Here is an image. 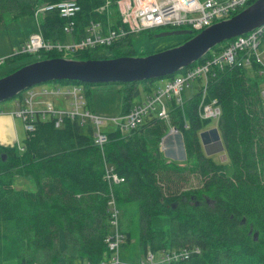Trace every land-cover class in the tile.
I'll return each mask as SVG.
<instances>
[{"label": "trees", "instance_id": "trees-1", "mask_svg": "<svg viewBox=\"0 0 264 264\" xmlns=\"http://www.w3.org/2000/svg\"><path fill=\"white\" fill-rule=\"evenodd\" d=\"M60 1L0 0V23L7 16L33 15L38 6ZM74 1L80 11L72 34L64 31V18L48 11L40 21L45 40H77L86 33L90 20L102 21L110 28L120 24L117 0ZM105 4L107 8L100 10ZM135 34L106 45L112 55L104 58L132 55ZM224 44L186 68L218 52ZM93 49L77 50L71 58L101 59L92 56ZM37 54L43 55L39 59L68 56L57 50ZM24 56L13 54L5 61L15 62ZM23 65L12 66L4 75ZM243 69L214 67L208 82V93L217 98L221 108L217 125L224 156L231 165L230 175L223 162L205 155L202 149L198 132L209 120L196 116V92L187 106L174 111L180 120L178 134L185 164L161 154L159 143L168 124L156 117H146L130 131L105 130L107 141L100 147L94 143L92 127L79 125L77 119L63 117L56 126L52 114L45 119L36 116L34 129L26 130L21 149L0 145V264L110 263L114 252L106 237L112 233L111 194L119 209L136 203L139 246L144 254L159 255L154 264H163L158 261L162 254L173 250H187L189 256L170 264H264V99L260 75L255 71L254 77H249ZM61 81L82 84L87 103L90 86L101 85ZM151 81L124 83L121 114L132 107L139 92L136 84ZM182 116L188 128H184ZM105 164L112 165L124 181L110 187L104 179ZM17 175L32 178L35 190L14 188ZM119 224L126 241L130 240L125 222Z\"/></svg>", "mask_w": 264, "mask_h": 264}, {"label": "built area", "instance_id": "built-area-1", "mask_svg": "<svg viewBox=\"0 0 264 264\" xmlns=\"http://www.w3.org/2000/svg\"><path fill=\"white\" fill-rule=\"evenodd\" d=\"M252 0H117L116 11L120 24L110 28L99 20H90L85 26L86 33L77 40H69L67 42L45 40L40 29L38 17L40 14L48 11H56L58 15L65 19L64 31L72 34L75 24V17L80 11L79 4L74 0H63L57 3H50L38 7L34 11V17L38 25V32L33 33L31 37L23 44L20 49L15 50V55L37 53L41 50L50 51L57 50L63 53H74L84 48H96L98 46H106L117 40L118 38L129 33H140L145 30L156 28H183L191 31H200L213 23L231 17L237 11L247 7ZM107 4L100 7L105 10ZM114 21V20H113ZM264 34V23L253 30L235 36L225 41L223 47L211 56L205 58L202 62L194 64L191 67L184 68L178 73L166 77L164 86H156L151 93L136 101L132 107L121 116L118 121L116 117L103 116L88 108L87 99L85 97L84 86L73 83L71 88L61 90L54 88L52 91L44 89L41 95L54 93L57 95H72L74 102L68 110H54L51 103H47L45 108H38L33 102L36 95L33 91L25 98L24 104H19L17 111L13 112L15 116L19 115L24 122L25 129L32 131L34 129L32 121L36 116L41 119L47 117V113H51L55 119V125L59 126L63 117L77 119L81 126H91L93 129L94 143L102 147L107 141V134L101 128L103 124L118 126L120 131L133 130L144 122L148 116L156 117L168 124L166 134H174L179 131L178 118L174 117V111L183 109L192 99L193 93L196 92L197 113L196 116L202 120H214L215 126L218 128V119L221 114V108L215 97H210L208 93V82L214 75L213 68L223 69L225 67L248 66L254 75V72L260 75L261 88L260 95L264 99V51L259 52L260 38ZM7 57H0V65ZM195 63V62H194ZM193 64V63H192ZM195 88L191 94H185L186 90ZM38 103L44 104L43 101ZM46 109V110H45ZM184 128L189 125L182 116ZM104 179L110 187L113 184L123 182L124 177L117 174L114 167L105 164ZM116 199L111 194L109 200L108 211L111 214L110 223L112 225V233L106 237L109 250L114 252L111 262L104 264H116L119 262L118 249L124 241V234L121 233L119 227L120 209L116 204ZM189 256L187 250H173L162 254L158 260L163 264ZM153 253L147 251L145 259L138 264H154L156 262Z\"/></svg>", "mask_w": 264, "mask_h": 264}, {"label": "rangeland", "instance_id": "rangeland-1", "mask_svg": "<svg viewBox=\"0 0 264 264\" xmlns=\"http://www.w3.org/2000/svg\"><path fill=\"white\" fill-rule=\"evenodd\" d=\"M235 14V13H234ZM43 14L39 15V20L41 21ZM171 28H156L145 30L141 33H136L133 36L132 47L134 52L131 56H144L166 49H170L176 45L184 42V38L189 34H171L165 36L155 37L154 34L167 31ZM174 29V28H173ZM183 29H186L183 27ZM34 32H38L37 22L34 16L28 15L23 16L18 19H12L10 16L5 18V21L0 23V57H11L15 53L16 49H20L23 44L27 41L29 37L33 35ZM32 34V35H31ZM151 34L153 36H151ZM196 34V33H194ZM193 34V35H194ZM31 35V36H30ZM92 56L95 58L104 59V57H110L112 55L111 51L108 50L106 46H98L92 50ZM258 51H264V34L260 38V45L258 46ZM68 56L66 58H71L73 55L71 52L66 53ZM43 57L42 54H31L16 59L15 62L8 63L4 61L0 65V77L4 76V73L11 69L12 66L30 63L39 60ZM244 72L249 77H254L252 70L248 67H244ZM166 77L156 78L151 82L144 83L138 82V94L133 98L132 103L142 99L145 94L151 93L156 86H164ZM78 84V83H77ZM72 82H62V81H47L38 84H34L29 89L22 91L21 95H17L13 98L4 100L0 102V115L7 114L10 115L17 111L19 104L25 102V98L29 96V93L33 91L36 95L33 97V102L38 108H45L47 103H51L54 110H68L72 107V102H74V97L72 95H57L54 93H49L47 95H41L40 92L44 89L52 91L54 88H59L62 91L66 88H71ZM83 86L82 84H78ZM124 83H106L101 85L90 86V98L88 99V108L95 113L103 116L116 117L118 121L121 120L122 113V96L124 92ZM195 88L186 90L185 94H191L195 91ZM43 101L44 104L38 103ZM46 110V109H45ZM50 113H47L49 115ZM16 121L19 123V129L23 132L24 137L26 135V129L23 121L19 115L15 116ZM215 126V121L210 120L208 124L203 129H210ZM86 127V126H85ZM103 130H108L109 128H117V125L111 127L110 124H103L101 126ZM87 128L84 130L86 131ZM22 144V143H19ZM17 150H19L18 144L14 145ZM159 150L161 154L167 159L172 160L180 164H185L187 161L183 153V146L178 133L165 134L161 142L159 143ZM214 160L218 162H223L225 165V170L227 175L231 174V165L228 159L224 156V152L216 153L211 155ZM14 188H23L29 191L35 190L36 183L32 178L15 176L13 178ZM120 221L121 226L125 222V230L130 232V240L121 244L118 249V259L121 263L138 264L140 261L145 259V254L142 252L139 242H138V210L136 203H129L126 205H120ZM155 256V255H154ZM156 259L159 258L155 256ZM4 264H15V261L5 262Z\"/></svg>", "mask_w": 264, "mask_h": 264}, {"label": "water", "instance_id": "water-1", "mask_svg": "<svg viewBox=\"0 0 264 264\" xmlns=\"http://www.w3.org/2000/svg\"><path fill=\"white\" fill-rule=\"evenodd\" d=\"M264 23V0L202 29L170 49L144 56H118L104 59L55 57L27 63L0 77V102L19 95L34 84L47 81L76 80L93 84L127 83L171 76L196 62L216 45L247 33ZM192 34L188 29H173L154 34ZM205 155L224 151L217 127L199 133ZM3 157V156H2ZM257 233H254L256 237Z\"/></svg>", "mask_w": 264, "mask_h": 264}, {"label": "crops", "instance_id": "crops-1", "mask_svg": "<svg viewBox=\"0 0 264 264\" xmlns=\"http://www.w3.org/2000/svg\"><path fill=\"white\" fill-rule=\"evenodd\" d=\"M15 118L13 113L0 115V145L14 146L18 144V146H22L25 137L23 132L20 131L19 123Z\"/></svg>", "mask_w": 264, "mask_h": 264}, {"label": "bare ground", "instance_id": "bare-ground-1", "mask_svg": "<svg viewBox=\"0 0 264 264\" xmlns=\"http://www.w3.org/2000/svg\"><path fill=\"white\" fill-rule=\"evenodd\" d=\"M21 118V117H20ZM21 120H22V118H21ZM23 121V120H22ZM24 123V122H23ZM25 125V124H24ZM126 242V238H125V235H124V241H123V243H125ZM122 243V244H123ZM153 256H154V254H153ZM154 258H155V256H154Z\"/></svg>", "mask_w": 264, "mask_h": 264}]
</instances>
